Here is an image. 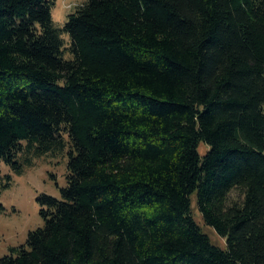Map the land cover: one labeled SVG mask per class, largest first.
I'll use <instances>...</instances> for the list:
<instances>
[{
    "label": "trees",
    "instance_id": "obj_1",
    "mask_svg": "<svg viewBox=\"0 0 264 264\" xmlns=\"http://www.w3.org/2000/svg\"><path fill=\"white\" fill-rule=\"evenodd\" d=\"M53 4L0 0V164L68 157L0 264H264V0Z\"/></svg>",
    "mask_w": 264,
    "mask_h": 264
},
{
    "label": "rangeland",
    "instance_id": "obj_2",
    "mask_svg": "<svg viewBox=\"0 0 264 264\" xmlns=\"http://www.w3.org/2000/svg\"><path fill=\"white\" fill-rule=\"evenodd\" d=\"M86 0H53L52 17L55 24L61 26L67 21V14ZM63 38L68 42V35ZM201 153L205 144L199 147ZM23 171L14 173L4 162L0 164V175H10L11 184L0 195V257L18 245L25 244L31 229L44 224L41 216L39 196L47 193L56 198L67 181V149L57 153H45L35 157ZM199 226L208 234L214 245L224 248L226 239L206 225L195 205L192 207Z\"/></svg>",
    "mask_w": 264,
    "mask_h": 264
}]
</instances>
